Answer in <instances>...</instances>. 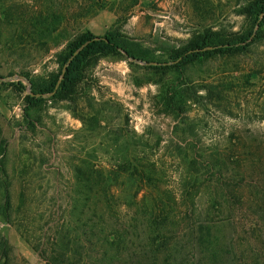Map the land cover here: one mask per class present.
<instances>
[{"label": "trees", "instance_id": "1", "mask_svg": "<svg viewBox=\"0 0 264 264\" xmlns=\"http://www.w3.org/2000/svg\"><path fill=\"white\" fill-rule=\"evenodd\" d=\"M122 1L129 2L119 8L126 13L138 0ZM64 3L61 17L70 30L66 29L64 45L53 55L56 68L30 79L24 110L46 99L65 101L84 128L108 123L113 116L99 106L116 105L110 99L99 102L92 94L89 71L101 58L121 54L154 62L144 67L162 73L201 56L240 50L251 40L264 37V0H239L234 12L242 18V28L233 31L206 24L194 28L180 46L169 50L173 62L167 65L147 57L139 43L115 23L101 35L67 27L70 21L107 7V0ZM32 14L27 20L32 31L45 35L51 26L50 15H43L41 9ZM120 17L118 13L115 22ZM7 85L0 80V89ZM10 85L15 91L23 90L20 81ZM214 91L218 93L207 87L201 92L194 85H167L160 90L156 100L160 112L177 119V141L170 142V148L169 143L165 146L178 164L176 180H166L159 137L150 143L147 130L138 134L117 125L110 130L113 145L107 149L111 156L107 164H94L86 158L74 164V194L66 197L64 208L67 214L78 209L77 227H70L67 214L53 215L62 205L58 197L48 219L41 222L44 216L39 210L45 196L43 191H32L44 190L49 183L26 176L34 169L35 160L23 162L16 222L24 239L46 240L45 246L41 242L40 253L50 264H264V158L250 144L203 146L197 136L198 122L189 115L191 110L207 111L211 105H222L219 96L210 98ZM32 122L28 119L26 128L32 129ZM0 172L4 184L1 159ZM0 200V216L7 218L6 192ZM29 223L39 230L36 237L27 234ZM0 240L6 239L0 234ZM5 255L3 250L1 256Z\"/></svg>", "mask_w": 264, "mask_h": 264}, {"label": "rangeland", "instance_id": "2", "mask_svg": "<svg viewBox=\"0 0 264 264\" xmlns=\"http://www.w3.org/2000/svg\"><path fill=\"white\" fill-rule=\"evenodd\" d=\"M107 1V7L70 21L67 27L101 35L115 23L139 43L147 57L165 61L162 64L167 65L173 62L169 50L180 46L192 29L206 24L235 31L243 24L234 12L239 0H138L126 13L119 12V8H125L129 2ZM69 3L73 5L72 1ZM64 4V0H0V80L8 84L0 89V159L6 175L4 184L0 175V198L6 192L9 200L8 217L0 216V234L6 239L0 240V264H50L40 253L41 242L45 246L46 240H25L16 222L19 169L23 162L35 160L34 169L28 170L26 176L49 183L44 190L32 191V194L43 191L45 196L44 206L39 210L44 216L41 222L48 219L55 197L61 198L62 205L53 215L67 214L66 197L74 194L75 188L74 164L81 158L99 165L110 161L107 149L113 145L110 130L115 125L138 134L147 130L150 143L159 137L166 180H176L178 164L166 153L165 146L169 143L170 148V142L177 141L174 133L177 119L160 112L156 104L160 90L167 85H194L201 92L207 87L218 92L214 91L210 98L219 96L222 105L189 112L198 122L200 144L218 147L250 144L264 158V37L251 40L240 50L201 56L162 73L144 67L154 62L132 60L121 54L101 58L89 71V84L99 102L110 99L116 103L99 106L113 116L108 123L84 128L65 101L46 99L24 110L23 97L30 92V79L56 68L53 55L64 45L70 30L61 17ZM40 9L51 19L45 35L33 32L27 21ZM118 13L121 17L115 22ZM18 81L23 85L22 91L13 90L10 85ZM28 119L33 121L32 129L25 126ZM77 212L75 208L66 215L72 221L71 228L78 226ZM32 227V224L26 227L30 238L39 233ZM3 250L5 257L1 256Z\"/></svg>", "mask_w": 264, "mask_h": 264}]
</instances>
